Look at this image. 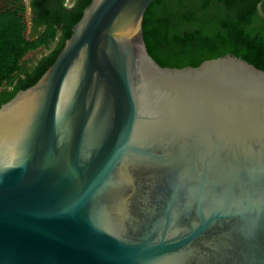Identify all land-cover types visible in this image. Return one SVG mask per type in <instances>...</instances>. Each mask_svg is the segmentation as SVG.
<instances>
[{"label": "water", "instance_id": "95a60500", "mask_svg": "<svg viewBox=\"0 0 264 264\" xmlns=\"http://www.w3.org/2000/svg\"><path fill=\"white\" fill-rule=\"evenodd\" d=\"M156 1L92 0L0 107V264H264V71L161 67Z\"/></svg>", "mask_w": 264, "mask_h": 264}, {"label": "trees", "instance_id": "16d2710c", "mask_svg": "<svg viewBox=\"0 0 264 264\" xmlns=\"http://www.w3.org/2000/svg\"><path fill=\"white\" fill-rule=\"evenodd\" d=\"M26 11L24 0L0 9V107L36 84L65 45L26 73L27 54L48 48L57 35L50 28L28 36ZM143 29L147 50L161 67L195 68L230 55L264 71V0H157L144 15Z\"/></svg>", "mask_w": 264, "mask_h": 264}, {"label": "flooded vegetation", "instance_id": "af4514ba", "mask_svg": "<svg viewBox=\"0 0 264 264\" xmlns=\"http://www.w3.org/2000/svg\"><path fill=\"white\" fill-rule=\"evenodd\" d=\"M4 1L8 4L11 0ZM85 2L86 0H24L27 7L25 14L28 24L27 31L29 30L30 35L43 34L50 28H55L57 31L56 37L51 41L54 46L47 53L41 54L38 58H34L35 60H32L31 63L26 64V73L33 74L45 57L56 53L58 48L71 37L72 28Z\"/></svg>", "mask_w": 264, "mask_h": 264}, {"label": "rangeland", "instance_id": "374dc122", "mask_svg": "<svg viewBox=\"0 0 264 264\" xmlns=\"http://www.w3.org/2000/svg\"><path fill=\"white\" fill-rule=\"evenodd\" d=\"M7 5H8V4H6V2H5L4 0H2V1L0 2V9H1V8H4V7L7 6ZM50 44H51V43H50ZM53 46H54V45L51 44L50 47H48V48L42 47V48H39V49L35 50L36 52H35V51L30 52V53L27 54V56L25 57V62L28 61L29 59L33 58L35 55H37V54L40 53V52H43V54L47 53L48 50H49L51 47H53Z\"/></svg>", "mask_w": 264, "mask_h": 264}]
</instances>
